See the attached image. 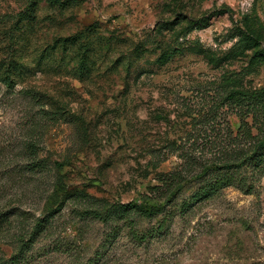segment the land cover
Listing matches in <instances>:
<instances>
[{
	"label": "rangeland",
	"instance_id": "obj_1",
	"mask_svg": "<svg viewBox=\"0 0 264 264\" xmlns=\"http://www.w3.org/2000/svg\"><path fill=\"white\" fill-rule=\"evenodd\" d=\"M68 1L0 0V61L28 67L0 80V211L26 213L0 230L5 264H264V61L248 40L264 49V0ZM86 28L87 70L79 55L44 52ZM29 142L48 168L32 170ZM204 163L218 164L207 181L231 180L183 212L128 223L83 211L181 171L177 208ZM56 180L79 196L30 237Z\"/></svg>",
	"mask_w": 264,
	"mask_h": 264
},
{
	"label": "trees",
	"instance_id": "obj_2",
	"mask_svg": "<svg viewBox=\"0 0 264 264\" xmlns=\"http://www.w3.org/2000/svg\"><path fill=\"white\" fill-rule=\"evenodd\" d=\"M52 4L55 2H61L64 5H67L69 2L68 0H49ZM33 4H35V0H33ZM31 14V13H30ZM167 23V22H165ZM90 35L88 34L87 28L83 31L76 32L74 34L65 36V37H59L56 38V41L52 43L50 46L47 45L45 47L44 52L46 51H52L56 50V48H60V51L64 54H71V56H77L78 60L76 63V68L78 70H87L89 63H90V56L87 55L88 51V44L89 42L94 45V40L91 39ZM102 39V37H100ZM248 40L251 41V47L253 48V55L259 58L260 60L264 61V49L258 48V40L255 37L248 36ZM99 41V40H98ZM98 45L100 41L98 42ZM77 47H75V45ZM100 47V45H99ZM95 50H98L97 47H95ZM171 52L168 53H162L160 57L157 59L161 63L166 62ZM95 55H97L95 53ZM96 60H94L93 64L96 67H99L101 64V60L97 62L100 57L96 56ZM92 62V59H91ZM28 69L26 65L21 62L20 60H17L15 58H11L7 62L0 61V80L7 83L8 86L12 84L15 80V76H20L23 71ZM261 92H259L260 95ZM257 95L251 94L252 97L258 98ZM253 106V104H252ZM262 106V105H260ZM256 148L257 149H264V137L257 138L256 142ZM36 144L33 142L28 143V148L32 153V170H43L44 168H48L47 163L39 158L37 156L36 151ZM261 156H258V159L260 160ZM254 159V157H252ZM244 160V159H243ZM64 162L55 159L53 160V166L56 169H59L63 166ZM214 164V165H213ZM210 164L206 165V163L202 164L200 169L191 176L189 180L194 178H200L202 177L205 179L206 177V171L211 166H217L218 164ZM221 167V165L219 166ZM232 176H227L224 174V177L216 178L214 180H204V183L200 185V187L189 197L188 201H183L180 203L177 208L174 207V199L176 194L183 188L184 184L187 183V179L185 178V175H182L181 171L178 172H170L164 175V177H161L158 179L157 184H153L149 187L148 193H144L142 196H140L137 199H132L127 202H112L107 205H105L103 208L102 201H90V205H88L87 208H85L83 211L84 213H88V215L99 218L101 220H124V222L132 223V215L138 214L141 216H154L158 213L164 212L167 215H173L177 210L185 211L188 206L197 201L200 198H205L206 196L211 195L215 192L218 186H223L226 184H229ZM52 191L47 196L45 202H44V212H42L39 216L36 217V221L32 225V229L30 231V237L34 236L35 234H39L43 229H45L46 224L48 223L49 217L52 216V213L55 211L60 210L61 206L63 205V202L68 200L69 198H74L79 195L78 193L74 192V190L67 188L64 183H61V181L56 180L52 183ZM72 190V191H70ZM51 195H55L57 197L55 203L49 204V200H51ZM87 201V200H86ZM169 206L168 209L166 206ZM175 208V209H174ZM19 215H26L24 210L20 209H14V211L10 210H1L0 211V230L4 227L11 224V218L13 216H19ZM3 229V230H4ZM130 231L137 235L134 231L133 227H130ZM138 236V235H137ZM145 237V235H142ZM16 241H20L21 244H24L25 238L23 237V234H18V236H13ZM91 264V261H89ZM0 264H5V260L3 257L0 256Z\"/></svg>",
	"mask_w": 264,
	"mask_h": 264
}]
</instances>
